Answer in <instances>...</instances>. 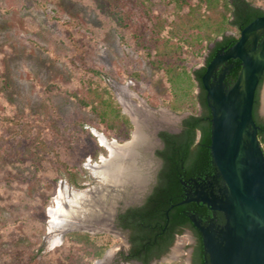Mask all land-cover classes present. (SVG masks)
<instances>
[{"label": "rangeland", "instance_id": "obj_1", "mask_svg": "<svg viewBox=\"0 0 264 264\" xmlns=\"http://www.w3.org/2000/svg\"><path fill=\"white\" fill-rule=\"evenodd\" d=\"M118 1L127 3V0H123L124 3ZM110 2L115 1L0 0V112L11 111L22 116L47 119H53L54 112L60 113L69 127L67 132L72 134L70 147L63 155L71 165L77 166V170L81 166L85 170L82 175L86 177L78 187L63 176L56 183L45 185V181L30 178L36 174L33 169L15 164L12 154L0 160V185H4L0 188V247L16 249L19 241L33 243L35 237L30 230L18 240L9 233L17 228L12 225L17 217L32 214V221L38 223L35 233L41 228L45 229V233L40 235L41 255L31 264H51V253L63 244L64 236L72 231L110 235L108 229L111 226L106 223L108 213L111 211L115 218L121 204H124L121 202L132 195L131 189L135 188L133 181L143 177V172H155L153 168L157 165L153 158L139 163L125 160L126 155H133L129 151L136 148L131 146L137 132L136 123L143 126V134L147 137L152 127L151 131L157 134L159 128L154 126L160 121L173 124L178 131L182 119L191 114L187 110L176 114L167 106L170 92L164 71L151 63L147 53L137 49L131 39H128L129 43L121 41L123 31L106 13ZM77 49L84 54L83 67L79 62L73 66L69 61ZM206 53L200 60L190 58L193 70L201 67ZM89 68L100 71L103 83L113 93L121 112L130 119L133 129L129 140L121 142L99 130L95 126L98 121L96 115L80 107L72 98L73 92L88 85ZM134 73L139 75L131 76ZM260 110L264 116V84ZM60 125L63 129L66 126ZM101 136L114 144L117 156L112 158L108 148L101 145ZM97 145L104 147L107 153L94 159ZM110 162L113 170L124 179L106 182L101 179L100 173L109 167ZM143 165H146L145 168ZM8 181L12 182L8 184ZM63 187L74 193L71 200L64 201V207L75 215L62 216L64 223H71L67 226L52 223L48 213L49 208L55 205L59 189ZM16 192L19 193L18 198ZM77 193L80 197L76 196ZM96 194L104 202L103 212L100 211L101 204L96 206L92 201ZM6 227L11 229L4 231ZM112 237L116 244L93 264H120L116 254L122 251L126 241L120 235ZM12 238L14 241H11ZM56 238H61V244L53 246ZM186 245V239L179 241L169 257L153 264H190L182 259L185 253L188 258L189 251L184 252ZM26 261L28 263L30 259ZM14 263L13 260L0 258V264Z\"/></svg>", "mask_w": 264, "mask_h": 264}, {"label": "trees", "instance_id": "obj_2", "mask_svg": "<svg viewBox=\"0 0 264 264\" xmlns=\"http://www.w3.org/2000/svg\"><path fill=\"white\" fill-rule=\"evenodd\" d=\"M111 1L115 2H110L106 7V13L123 31L120 35L121 41L129 43L128 39H131V43L137 49L147 53L151 63L164 71L170 92V99L166 101L167 106L176 114H182L186 110L191 112L184 120L183 131L180 134L161 135L167 146L160 153L165 164L155 194L144 208L131 210L127 216L122 217L129 223H125L124 226L134 229L136 233L134 247L140 250L146 240L151 239L154 234L143 233L145 230L143 225H149L153 221L164 222L167 209L181 201L182 186L179 183V175L184 173L193 176L199 171L215 170L210 150L212 114L207 106L205 92L201 94L196 92L197 87L202 86V75L206 67L193 70V63L191 61L189 63V60L192 57L200 60L210 45L215 43V49L206 59V65H209L216 57L218 49L232 46L238 40L242 29L264 16V0H127L126 5L118 0ZM228 32L234 34L227 35ZM219 38L222 40L218 41ZM81 52L82 50L77 49L69 58L73 66L78 62L82 67L85 64V57ZM241 69V62L237 60L230 74L232 81L237 80ZM87 72L90 73L88 85L85 84L86 87L83 86L80 91L73 92L72 98L80 107L96 115L98 121L95 126L99 130L121 142L129 140L133 129L130 119L121 112L113 93L103 83L100 71L89 68ZM138 75L134 73L131 76ZM263 82L264 75L256 92L253 110L254 121L260 129L259 137L262 142L264 121L258 115V107ZM200 102L204 113L197 116ZM60 124L67 123L58 112H54L53 119L37 118L33 115L22 116L11 111L0 112V160L12 154L15 164L21 168L33 169L32 172L36 174L30 178L45 181V185L56 183L59 177L63 176L73 186H80L86 178L82 175L85 170L81 166V169L77 170V166L71 165L65 154L63 155L70 147L72 134L67 132L69 131L67 125L63 129ZM106 153L104 147L97 145L94 159H98L99 154ZM8 182L10 184L12 181ZM26 182L25 180L24 183ZM2 186L4 185L1 184L0 188H3ZM17 194L19 193L16 192L15 196L18 198ZM184 209L178 207L170 211L172 224L179 223V217ZM32 218V214L28 217H17L12 224L17 228L11 231H9L11 226L3 228L4 231H9L15 240L22 238L27 230L33 232L35 238L31 244L19 241L16 249L0 247V258L13 260L14 264H25L28 258L30 261L27 264H31L40 257V235L45 233V229L41 228L40 232L35 233L34 228L38 223L32 221ZM116 242L110 235L72 231L64 236L63 244L51 253V264H93ZM173 242V238H170L166 244L159 243L160 246L163 243L164 247L156 256L161 257ZM152 257L145 255L141 259L148 264ZM195 264H204L202 254H199Z\"/></svg>", "mask_w": 264, "mask_h": 264}, {"label": "water", "instance_id": "obj_3", "mask_svg": "<svg viewBox=\"0 0 264 264\" xmlns=\"http://www.w3.org/2000/svg\"><path fill=\"white\" fill-rule=\"evenodd\" d=\"M263 34L264 16L242 29L237 43L217 55L203 77L213 101L210 150L228 194L220 208L228 218L222 242L209 238L206 244L211 264H264V150L253 117L264 75ZM260 36L263 40L258 44ZM249 39L254 44L250 51L245 48ZM229 59H239L242 69L226 95L222 84L216 90L209 87V81L215 69ZM144 179L137 178L140 183Z\"/></svg>", "mask_w": 264, "mask_h": 264}, {"label": "flooded vegetation", "instance_id": "obj_4", "mask_svg": "<svg viewBox=\"0 0 264 264\" xmlns=\"http://www.w3.org/2000/svg\"><path fill=\"white\" fill-rule=\"evenodd\" d=\"M232 34L234 33H227V35ZM263 36L258 38V44L262 42ZM220 40H222V38L218 39V41ZM237 41L232 46H224L218 49L217 55L228 52L237 43ZM215 46V43L210 45L209 50L205 54L203 64L196 70L206 67L207 71L209 65H206V59L215 49ZM253 46V41L249 39L245 45V48L250 51ZM237 60L239 59H229L225 62H222L213 72L209 81V87L218 90L221 88L220 86L222 84L224 86L225 94L228 95V92L236 82L230 79V74L235 68ZM205 73L202 75V86L197 87V93L201 94L203 91L205 92L207 106L210 108L212 114V117L210 118V121L212 122L213 111L211 106H213V101L204 87L203 77ZM263 84L260 88L258 115L260 119L264 121V116L260 110L261 91ZM198 106L197 116H202L204 113V108L201 102L198 104ZM190 115L191 114H187L182 119L178 131L175 130L173 124L171 123L167 124L165 121L158 122L156 126H154L155 129L159 128L157 134L155 135L154 132L151 131L153 130L152 127L147 134L145 133L148 137L146 144H141L140 146L136 147L132 156L126 155L125 157L127 162L133 163L137 161L139 163L141 160L149 161L150 158H153L157 165L154 167L155 169L153 168L155 172H143L142 175L144 176L142 178L145 179L141 183L138 181L139 179H136L137 181H133L135 188L134 190L131 189L132 195L130 197L126 196V201L121 202L124 204H121L120 210L118 213H116L115 218L113 217V213L111 211L106 217L107 225L111 226L108 229L110 235H120L124 237L126 241V245L123 247L122 251L116 254L119 255L118 261L120 260V264H145L141 259L145 255L153 256L152 260L148 264L159 263L165 259V257H169L172 249L178 245L179 241H185V239L187 241V245L184 248V252H189L187 253L188 258L186 257V253L183 254L182 259L184 261L188 260L190 264H195L199 254H202L204 264H211V255L208 252V248L206 246L207 241H209V238H212L219 243L222 242L223 235L227 228L228 218L220 208L227 200L228 194L226 193L227 186L221 178L215 166L214 160L213 164L215 170L213 172L205 170L199 171L193 176H187L184 173L179 175V183L182 186V192L180 194L181 201H179L177 204H173L167 209L164 222L161 223L159 221H153V223L149 225H143V227H145L143 233L154 234L151 239L148 241L146 240L140 250H136L134 247V238L136 237L134 229L130 226H124L125 223H129L122 217L127 216L131 210H140L144 208L149 199L155 194L157 186L160 184L161 171L165 164L164 158L160 153L163 152L167 146L166 141L161 136L162 133H167L170 135L180 134L183 131L184 120ZM259 132L260 129L258 127V139L264 150V142L261 141ZM196 144H198V141ZM145 166L146 165H143L144 168ZM178 207H184L185 209L183 210V214L179 217V223L172 224L169 213L172 209ZM116 228L119 229V231ZM170 238H173L174 241L172 246H170L169 250L158 258L156 254L162 250L164 244H166L167 240ZM161 242L164 243H162V246L159 245Z\"/></svg>", "mask_w": 264, "mask_h": 264}, {"label": "bare ground", "instance_id": "obj_5", "mask_svg": "<svg viewBox=\"0 0 264 264\" xmlns=\"http://www.w3.org/2000/svg\"><path fill=\"white\" fill-rule=\"evenodd\" d=\"M137 124V132L135 134V140L133 143H131V146H140L141 143H144L146 144V141L148 140V137H146L144 134H143V126H141L138 122L136 123ZM100 142H101V145L102 146H105L108 148V150L110 151V154H111V157L114 158L115 156H117V151L115 150L114 148V144H110V142H108L104 137H100ZM134 152L133 150H130L129 153L131 155L132 152ZM120 155V154H119ZM112 168V170H111ZM101 179L103 181H107V180H116L118 181L119 179H124L125 177H122L120 175H118V172L114 171L113 170V167H112V163L110 162L109 163V167L106 168V170H103L101 173ZM58 197L57 199H55V205L54 207H50L49 210H48V213L50 215V218L52 219L51 222L52 223H59V224H63L64 223V220L62 219V216L63 215H66L67 217H74V212H70L68 211L65 207H64V201L66 200H71L74 196V193L71 194V191L70 189H66V187L64 188H60L59 189V192H58ZM80 194L77 193L76 196L78 197ZM102 195V194H101ZM80 197V196H79ZM71 198V199H70ZM101 199L100 197H97V194L95 195V197H93L92 201L93 203L96 205V206H99L101 204ZM101 206V205H100ZM101 211H105V205L103 204L102 207H100ZM98 210V209H97ZM102 211V212H103ZM80 222V221H78ZM93 222V221H92ZM96 223V222H95ZM70 225L71 223H67L65 222L64 225L67 226V225ZM61 238H56L54 241H53V246H58L61 244Z\"/></svg>", "mask_w": 264, "mask_h": 264}]
</instances>
